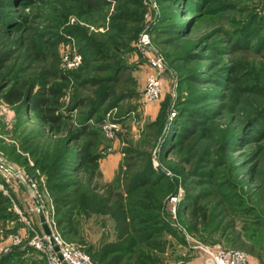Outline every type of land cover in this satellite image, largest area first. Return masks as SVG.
I'll use <instances>...</instances> for the list:
<instances>
[{
  "label": "rangeland",
  "instance_id": "1",
  "mask_svg": "<svg viewBox=\"0 0 264 264\" xmlns=\"http://www.w3.org/2000/svg\"><path fill=\"white\" fill-rule=\"evenodd\" d=\"M1 1L7 22L0 19V56L6 58L0 63V162L9 172L0 170V249L8 250L0 262L48 263L31 246L34 235H44L39 208L54 223L50 230L92 262L102 248L120 246L109 216L78 211L69 236L56 226L53 199L64 193L52 189L89 185L98 196L108 186L123 194L132 220L129 242L155 264H199L200 247L217 245L264 264V126L255 127L264 115V0H130L97 10L70 0ZM126 8L131 19L123 21ZM144 35L148 46L141 44ZM57 37L53 55L49 42ZM75 52L82 62L70 68L63 56ZM102 56L115 61L103 65V73L97 62ZM153 56L165 65L161 95L150 101L145 91L155 74L149 68ZM120 64L133 86L109 81ZM236 67L249 74L241 88L258 91L237 94L229 80ZM46 82L45 88L62 89L53 107L61 118L57 131L42 121L43 109H28ZM22 86L32 87L30 94L4 104L2 94ZM191 114L199 126L188 153L174 136ZM85 126L87 132L77 136ZM90 142L98 171H62V160ZM131 163L139 171L130 172ZM151 174L160 179L135 188ZM159 229L164 231L156 241L147 240ZM153 242L162 250L148 251ZM136 259L138 254L127 255L123 263L138 264Z\"/></svg>",
  "mask_w": 264,
  "mask_h": 264
},
{
  "label": "trees",
  "instance_id": "2",
  "mask_svg": "<svg viewBox=\"0 0 264 264\" xmlns=\"http://www.w3.org/2000/svg\"><path fill=\"white\" fill-rule=\"evenodd\" d=\"M73 2H76L80 7L84 6L88 10H97L101 9L105 6H109L112 2L117 7H120L123 3V1H126L127 4H132L130 0H70ZM14 3V2H13ZM3 1L0 0V19L7 22L4 13L1 11ZM7 6H11V4H7ZM131 7L134 5H130ZM128 9V8H126ZM128 12H123L119 19L123 21H128L131 19V14ZM2 22V21H1ZM173 33L175 30H172ZM171 31V33H172ZM176 31H180V28H176ZM179 32H176V34ZM56 40L55 42H49L52 46L53 55H56V47L61 42V39L59 37L54 38ZM243 48V47H242ZM239 46H237V49H242ZM238 51V50H236ZM85 53V52H84ZM5 54L0 56V63L5 61ZM99 66L98 70L100 72H104L105 68L103 65H113L114 60L112 57H105L102 56L97 60ZM50 70V68H49ZM129 69L125 64H120L117 74L113 75L111 78H109V81L114 83V86H116V83H121V86H125L126 84H132L134 85V82L132 81V78L128 76ZM243 68L236 67L232 70V75L230 76V84L233 86L234 90L237 92V94L241 97L245 95L246 93L250 91H258L257 88L253 90H247L245 88H241V84L243 80H246L248 78V73L245 72L243 75L241 73L243 72ZM263 71V69L261 70ZM49 74V72H47ZM65 79V78H63ZM38 82V80H37ZM47 85V82L44 85L39 87L38 92L35 94V98H31V103L28 104L29 111L35 112L40 109H43L44 116L42 117V121L45 123V125H49V127L52 128V130L57 131L59 129V122L61 120L60 117L54 116V105L57 103V99L61 94L62 89H52V88H45ZM32 90V87H29V89H26L25 86L18 87V88H11L6 93L2 94L1 100L4 102V104L8 106H13L15 104H18L20 101H22V98L24 97V91H29V94ZM123 94V93H121ZM83 103L80 102L81 105ZM192 113V112H191ZM93 116H91L92 118ZM89 118V119H91ZM196 115L191 114V116L188 118L189 124L182 127V132H178L176 136H174V143L175 145L183 149L184 151L188 153H192L193 148L195 147V142L197 140V133H198V122H196ZM88 119V121H89ZM91 121V120H90ZM259 123L264 126V115L259 116V120L255 121V127H259ZM89 126H85L80 130L77 134H85L87 132V129ZM94 132H91L90 135L94 136ZM94 143L90 142L86 146L83 147L82 151L76 154L75 156L71 158H65L61 162L62 171L76 174L79 172H85L86 169H90L92 172L98 171L97 169V162L99 157L92 153L91 149L93 147ZM133 162V161H132ZM140 168H137L135 166V163L130 164V170H135V172L139 171ZM142 170H140L141 173ZM131 172V171H130ZM99 173V172H98ZM139 173V174H140ZM161 176V175H160ZM160 179L157 174H151L146 175V177H143L139 182H136L135 188L147 186L150 183H154L155 180ZM72 187V188H71ZM68 191L67 193H65ZM64 193V195L55 197L53 199L54 208L57 212V216H59V219L57 220L56 226L58 229H62V235L63 236H69L71 233H73V219L75 217V214L79 211H83L88 215L92 214H102L105 216H109L115 226V231L117 233V240L121 244L118 247L115 248H102L101 251H99L101 256L97 258V263L93 262L94 264H124V258L125 256H129L133 258L135 254H138L139 263L138 264H155L152 258H150L147 254L142 255L140 254L137 249L138 245L136 243L132 244L129 242L130 235L132 233V220L129 218V213L127 212L126 207V199L124 198L123 194L121 193H113V189L108 186V189L104 196H98L94 193L93 188H91L89 185H80V186H67L63 189H57L53 188L52 193ZM112 201V203H110ZM217 204L222 207V199L217 200ZM80 208V210H79ZM153 216V215H152ZM159 217V216H158ZM64 231V232H63ZM160 231H164L163 229H159L156 231H153L148 236L147 240H154L156 241L160 235ZM146 240V241H147ZM148 251H153L157 253V251L162 250L163 246L160 243L153 242L147 244ZM19 256V255H17ZM5 257V256H3ZM14 257V255H13ZM107 257H110L107 259ZM13 258H8V262H0V264H19L20 262H14L12 260ZM92 261V260H91ZM25 264H39L37 262H29Z\"/></svg>",
  "mask_w": 264,
  "mask_h": 264
},
{
  "label": "built area",
  "instance_id": "3",
  "mask_svg": "<svg viewBox=\"0 0 264 264\" xmlns=\"http://www.w3.org/2000/svg\"><path fill=\"white\" fill-rule=\"evenodd\" d=\"M141 44L144 46H148L150 44L147 35H144L141 38ZM63 61L65 65H68V67L76 68L81 64L82 56L76 52L72 56L67 54V56H63ZM164 65V59L161 56H153L149 58V68L153 73H155L149 76L145 91V96L150 101L158 100L161 95L162 80L160 78V74L164 69ZM0 170L2 172H9V169L4 168L1 162ZM10 171L15 172L11 169ZM45 218L48 226L51 228V225H54V223L50 221L47 216H45ZM29 230L30 232H34L31 226ZM42 236L43 237L40 238L37 234L34 235V238L31 241V246H33L35 250L43 252L47 256V264H61L57 257V253L53 250V245L50 243L49 238L44 235ZM51 237L54 241V245L58 247V253L67 264H94L86 253L74 247L72 244L66 243L56 230L52 231L51 229ZM11 243L13 245H17L19 242L15 240L11 241ZM200 249L203 254V258L202 262L199 264H256L247 253L241 250L227 249L218 245L200 247ZM7 251V248H1L0 254H5Z\"/></svg>",
  "mask_w": 264,
  "mask_h": 264
},
{
  "label": "water",
  "instance_id": "4",
  "mask_svg": "<svg viewBox=\"0 0 264 264\" xmlns=\"http://www.w3.org/2000/svg\"><path fill=\"white\" fill-rule=\"evenodd\" d=\"M157 171L160 174H163V175L166 174V171L164 169H162L161 167H157ZM37 207H39L38 204H37ZM38 210H39V213H38L39 223H40V226H41V229H42L44 235L49 238L50 243L53 245V250H54V252L57 253V257L60 260L61 264H67L65 261H63L61 255L58 253V247L56 245H54V241L51 237V230L48 226V223L46 221V218H45L42 210L40 208Z\"/></svg>",
  "mask_w": 264,
  "mask_h": 264
},
{
  "label": "crops",
  "instance_id": "5",
  "mask_svg": "<svg viewBox=\"0 0 264 264\" xmlns=\"http://www.w3.org/2000/svg\"><path fill=\"white\" fill-rule=\"evenodd\" d=\"M110 162H111V160H110ZM112 169H113V168H112ZM112 169H111V170H112Z\"/></svg>",
  "mask_w": 264,
  "mask_h": 264
}]
</instances>
